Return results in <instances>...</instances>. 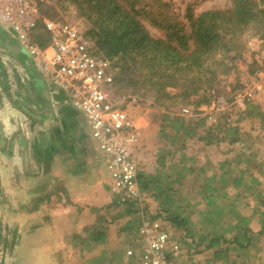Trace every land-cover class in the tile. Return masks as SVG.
I'll return each instance as SVG.
<instances>
[{
	"label": "crops",
	"instance_id": "obj_1",
	"mask_svg": "<svg viewBox=\"0 0 264 264\" xmlns=\"http://www.w3.org/2000/svg\"><path fill=\"white\" fill-rule=\"evenodd\" d=\"M155 110L139 115L136 154L140 176L161 179L141 189L145 211L160 218L168 174H183L187 165L173 154L185 146L169 143L164 111ZM136 212L114 203L106 157L83 113L0 23V264H72L88 242L102 250L132 238L141 221ZM251 243L254 264H264V234Z\"/></svg>",
	"mask_w": 264,
	"mask_h": 264
},
{
	"label": "trees",
	"instance_id": "obj_2",
	"mask_svg": "<svg viewBox=\"0 0 264 264\" xmlns=\"http://www.w3.org/2000/svg\"><path fill=\"white\" fill-rule=\"evenodd\" d=\"M230 1L231 6L227 9H208L195 14L190 3L183 12H173L171 3L164 0H71L76 8L75 20H83V33L92 43L94 55L111 62L113 92L151 95L154 104L164 111L161 130L165 137H171L173 142L177 131L172 130L171 125L179 124L177 128L185 137V148L191 144L200 124L196 120L194 122V118L177 117L170 110L176 106L193 110L195 106L207 103L211 90L222 82L232 90L240 88L242 72L239 62L250 50L249 42L255 39L260 41L261 47L264 46V0ZM147 23L158 33L149 31ZM255 63L252 57L247 66L251 68L250 75L254 72ZM232 76L234 82L230 80ZM251 110V117L264 123L263 110L257 103H248L249 115ZM211 132L214 131L211 129ZM239 132V127H228L224 135L229 143H235L241 139ZM203 140L205 145L209 143L200 135L196 142L199 144ZM241 158H244V168L237 160ZM253 158L252 154L246 153L231 158L237 168L232 174L235 180L237 178L236 182L247 173ZM227 162L229 159L221 161L222 166ZM254 165V169L249 170V185L247 183L236 194L234 190H228L229 186L224 188L222 197L232 199V202L215 212L216 224L223 227L220 233L209 237L206 248L213 251L216 261L224 255L223 264H252L248 258V261L236 262L242 257L240 250L249 248L252 237L264 234V158ZM172 178L168 174L167 179L172 181ZM160 181L157 176L144 178L139 175L140 187L145 191L152 183L156 185ZM177 182L169 183L161 195L178 199L179 191L177 194L174 188L178 186ZM164 198L159 215H166L162 219L176 228L188 227V224L194 226L196 221L190 215H182L177 209L179 206L168 211L171 204H167ZM191 200L202 201L196 195ZM228 228L232 233L230 237L226 236ZM188 233L187 228L184 238L194 237ZM98 234L99 239H104L106 232ZM229 252L235 253L238 259H228ZM137 256L139 259V253L129 258L138 261Z\"/></svg>",
	"mask_w": 264,
	"mask_h": 264
},
{
	"label": "built area",
	"instance_id": "obj_3",
	"mask_svg": "<svg viewBox=\"0 0 264 264\" xmlns=\"http://www.w3.org/2000/svg\"><path fill=\"white\" fill-rule=\"evenodd\" d=\"M49 1L0 0V23L10 28L35 69L66 92L72 106L85 116L91 136L106 157L114 203L144 214L147 198L139 182L136 147L140 127L137 120L146 109L157 107L149 101L148 108H141L139 96L117 97L112 90L111 62L94 55L92 43L78 22L72 19L76 15L73 4L70 1L57 2L58 15H53V12H46L45 5ZM39 25L49 36L45 45L37 43L31 35ZM256 87L255 79L244 82L231 102H237L233 109L250 99ZM223 103L227 105L228 102ZM190 111L189 107H183L176 114L187 116ZM175 112L173 110L171 114L175 115ZM232 119L230 116L227 122ZM160 223L163 224L161 220L141 218L126 255L138 252L140 264H187L178 263L183 259L179 246L171 243L166 231L157 228Z\"/></svg>",
	"mask_w": 264,
	"mask_h": 264
},
{
	"label": "rangeland",
	"instance_id": "obj_4",
	"mask_svg": "<svg viewBox=\"0 0 264 264\" xmlns=\"http://www.w3.org/2000/svg\"><path fill=\"white\" fill-rule=\"evenodd\" d=\"M62 1L71 2V0H50L47 6L45 5L47 12H53V15H58L57 2L59 3ZM164 1H168L171 3V9L173 10V12H183L186 5L190 3L193 6L195 14H198L203 10H222L227 9L231 6L230 0ZM72 19L74 22H78L79 28L83 31V20H75V15ZM146 26L153 34L158 33L156 32V29L150 27L148 23L146 24ZM31 35L37 43L42 45H45L48 40V34L44 30L39 28L33 29L31 31ZM259 42L260 41L255 39L251 40L249 42L250 50H248L245 59L239 62L240 70L242 72L240 74V88H238L237 90H232L228 84L222 82L223 84L219 85L214 90H211V95L207 97V103H203L198 107L195 106L193 110L190 111L189 115L186 116V118H194V122L196 120V122H198V124L200 125L196 131V135H194V137L192 138L193 146L189 148H182L185 150V152L183 153L181 151H179L176 155L175 153H173L178 161L186 164L187 166H185L183 174H170L173 178L172 181L171 179L169 180V183H173L178 180V186L174 188L177 190V194L179 191L180 197L177 199L173 196H169V198L165 197V200L168 201L167 204H171L170 207H168V211L171 212L172 210L177 208L176 206H179V208L177 209L182 215H185L186 217L190 215L191 219L196 222L194 223V226L193 224H188V227L185 225L184 227L180 226L179 228H176L170 222H167V224L163 222V224L160 223V225H158L157 227L167 232V234L170 236L171 243L178 244L179 252L183 257V259L178 263L223 264L222 258H225L224 255L221 259H219V261H216L212 256L213 251L211 249H207L206 244L209 237H211V235L213 236L214 234L220 233L223 227L216 224L215 212H219V210L223 206H226V204L232 202V199L222 197L224 196V188L229 186V191L234 190L235 194L236 192H240L241 189L247 185V183L249 185V170H252V168L255 166L254 164H259V160L261 158H264V123H261L258 118L251 117L253 110L250 111V115L247 112L248 103L253 102V104L257 103L264 113V46L261 47ZM252 51L255 52L251 53ZM252 57L255 59L256 63L253 65L254 72L252 73V75H250L249 72L251 68H247V66L251 62ZM256 72H259L260 74L258 73V75L256 76ZM253 79H255V82H257V89L255 94L250 99L246 100L243 105H241V107L239 105L238 109H233L235 106H237V102L231 103L235 100V95L241 90L244 82ZM230 80L231 82H234L233 76L230 78ZM128 94L129 93H115L117 97H122L123 95ZM139 97L142 100V106H140L141 108H148L149 101L154 103L151 95L149 94L140 95ZM223 102L228 103L227 105H222L224 104ZM148 109L153 110L152 108ZM155 109H157L155 110L157 112H160V110H162V108L159 107ZM180 109V106H176L173 107L170 111H176L175 116L177 117H185L176 114ZM232 109L233 111L230 113L229 111H231ZM230 116L233 119L229 123L227 121ZM157 123L160 122H158L157 120ZM178 126L179 124L173 126L171 125V129L175 132L177 131V135H175L172 144L170 143V141H172L171 137L166 138L171 145H173L174 143L177 146H180L183 145V142L185 141V139L183 140V138L185 137L182 131L177 128ZM162 127H164V125ZM193 127H195V124H193ZM228 127L240 128V132L238 134L241 138L240 141L235 143L228 142V138L224 135ZM211 129L214 132H211ZM193 132L194 130L192 131V133ZM199 135L202 138H205L209 143L205 145L203 140L200 141L199 144H197L196 139H198ZM211 141H213L212 145ZM241 153H246L247 155L252 154L254 158L252 160V163L249 165L250 168L247 170V173L244 174V176H241L239 182H236L237 178L235 180L232 177V174L237 168H235L233 159L231 158L239 156ZM195 154L199 157V159H193L194 157H190L191 155ZM226 159H229V162L222 166L221 161ZM243 159H237L241 164L240 167L242 168H244ZM191 167L193 169H191ZM202 168L206 170L203 171ZM250 185H252L251 182ZM193 195L198 196V199H202L201 203H197V200H191ZM181 199L183 201H180ZM136 215L140 220L144 217L158 222L160 220L162 221V217L166 215V213H161L160 218H157L156 214H153L151 212L148 213L145 210L144 214L143 212L141 213V211H138L136 212ZM253 220L255 221V218H253ZM187 228L189 231L188 235L193 234V238H195L196 241H193V238L191 237H186L187 239L184 238V233L187 232ZM229 229L230 228H228V233L226 234L227 237L232 236L231 230ZM130 239L131 238L129 237L126 238L123 242L119 241L112 244L108 243L107 245L112 248H106L107 245L106 247L105 245H103L102 250L100 244L88 242L85 244L87 253L84 255L82 254L81 257H73L72 264H140L138 256V261H136V259H134V261H131L129 256L126 255V249L129 247L128 242ZM197 243H199L200 245L198 244L199 246L196 248L195 246L197 245ZM252 250V247L240 250V255L242 257L239 259L237 258L238 256H235V253L233 252H229L226 257H228V259L232 261L238 259L236 262H242L248 258L249 261L248 259L247 261L254 264V262H256V259L254 260L253 257H251ZM223 254L225 253L223 252Z\"/></svg>",
	"mask_w": 264,
	"mask_h": 264
}]
</instances>
